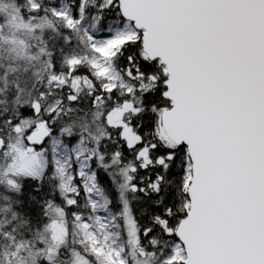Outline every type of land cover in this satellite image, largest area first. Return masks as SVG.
Masks as SVG:
<instances>
[{
	"label": "snow or ice",
	"instance_id": "snow-or-ice-1",
	"mask_svg": "<svg viewBox=\"0 0 264 264\" xmlns=\"http://www.w3.org/2000/svg\"><path fill=\"white\" fill-rule=\"evenodd\" d=\"M0 264H264V0H0Z\"/></svg>",
	"mask_w": 264,
	"mask_h": 264
}]
</instances>
